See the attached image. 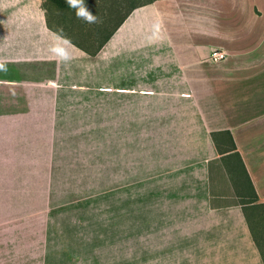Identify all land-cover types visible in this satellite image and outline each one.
<instances>
[{
  "label": "crops",
  "instance_id": "0c3cea01",
  "mask_svg": "<svg viewBox=\"0 0 264 264\" xmlns=\"http://www.w3.org/2000/svg\"><path fill=\"white\" fill-rule=\"evenodd\" d=\"M4 46L20 47L16 62H25L42 107L73 114L80 105V119L94 115L93 94L72 89L107 70L103 111L107 130L117 133L111 146L124 162L120 171L128 174L126 161L166 162L174 170L162 176L165 184L175 180L174 202L148 197L134 216L121 197L108 200L107 210L116 204L118 211V245L108 254L114 263L183 264L186 253L201 264H264L242 207H214L209 185L218 154L211 133L228 131L264 202V0H155L132 8L95 55L53 30L36 33L0 4V51ZM216 50L226 58L211 62ZM156 186L147 191L157 194ZM174 223L181 238L173 236Z\"/></svg>",
  "mask_w": 264,
  "mask_h": 264
},
{
  "label": "rangeland",
  "instance_id": "374dc122",
  "mask_svg": "<svg viewBox=\"0 0 264 264\" xmlns=\"http://www.w3.org/2000/svg\"><path fill=\"white\" fill-rule=\"evenodd\" d=\"M153 1L83 0L96 17L91 24L77 19L67 0H0V4L38 34L53 30L95 51L132 8ZM16 51L20 54V47L11 51L4 46L0 51V264H117L108 254L118 245L117 226H113L118 211L115 203L107 210L108 200L121 197L134 216L148 197L160 203L174 202L177 194L171 186L175 180L165 184L162 178L174 170L166 162L134 165L125 160L128 174L120 171L123 160L113 148L117 133L107 130L103 111L110 97L107 70L97 82L72 89L74 94H93L90 107H95L94 115L80 119V105L73 114H59V107H42V92L28 86L29 72L25 62H16ZM224 137L217 134L216 141L222 148H230L229 141L222 143ZM180 155L185 156L184 151ZM233 155L218 153L209 165L211 202L214 207H242L264 259V207L244 205L252 201L254 191ZM163 166L167 168L161 169ZM126 175L128 179L122 178ZM153 185L159 190L155 195L147 191ZM196 186L191 181L190 187L195 190ZM153 219L146 217V226ZM182 231L173 224V236L181 238ZM181 241L180 246L188 242L185 237ZM182 260L183 264H201L187 259L186 253Z\"/></svg>",
  "mask_w": 264,
  "mask_h": 264
},
{
  "label": "trees",
  "instance_id": "16d2710c",
  "mask_svg": "<svg viewBox=\"0 0 264 264\" xmlns=\"http://www.w3.org/2000/svg\"><path fill=\"white\" fill-rule=\"evenodd\" d=\"M54 1H56V0H54ZM112 32H113V31H112ZM112 32L108 35V37L112 34ZM108 37H107V38H108ZM106 40H107V39H105V40L100 44V46L98 47L97 50H95V51H89V50H87V52L90 53L91 55H95V54L100 50V48L104 45V43L106 42ZM77 46L80 47V48H82V49H84V48H83L81 45H79V44H77ZM217 134H221L223 137H224V135H225V137L223 138V142H222V143L224 144L225 140H226L227 142L229 141V143L231 144L230 148H225V149H224V148L221 147V144H218V142L216 141V135H217ZM211 135H212V139H213V141H214V144H215L216 149H217V151H218L219 154H221V155H225V154L231 155V154H234L233 156H236V157L239 159V162H240V164H241V166H242V168H243V170H244V172H245V174H246V177H247V179H248L250 185L252 186V189H253V191H254L253 199H252V201H249V202L244 203V205H254V206H263V207H264V203H263V202L261 203V202L259 201L258 194H257V192H256V190H255V188H254V186H253V184H252V181H251V179H250V176H249V174H248V172H247L246 166H245V164H244V162H243V160H242L240 154L236 152V145H235L234 139H233L232 135L230 134V132H228V131L221 132V133H215V132H212ZM226 138H227V139H226ZM210 178H211V177H210ZM245 216H246V215H245ZM246 218H247V216H246ZM260 252H261V251H260ZM261 254H262V253H261ZM262 257H263V256H262ZM263 260H264V259H263Z\"/></svg>",
  "mask_w": 264,
  "mask_h": 264
},
{
  "label": "clouds",
  "instance_id": "9594fccd",
  "mask_svg": "<svg viewBox=\"0 0 264 264\" xmlns=\"http://www.w3.org/2000/svg\"><path fill=\"white\" fill-rule=\"evenodd\" d=\"M68 5L76 10L77 19H82L85 23H95L96 17L92 15L87 7L83 4V0H67Z\"/></svg>",
  "mask_w": 264,
  "mask_h": 264
},
{
  "label": "built area",
  "instance_id": "2783aa9c",
  "mask_svg": "<svg viewBox=\"0 0 264 264\" xmlns=\"http://www.w3.org/2000/svg\"><path fill=\"white\" fill-rule=\"evenodd\" d=\"M226 58V53L220 50L213 51L209 57L211 62H219Z\"/></svg>",
  "mask_w": 264,
  "mask_h": 264
},
{
  "label": "water",
  "instance_id": "95a60500",
  "mask_svg": "<svg viewBox=\"0 0 264 264\" xmlns=\"http://www.w3.org/2000/svg\"><path fill=\"white\" fill-rule=\"evenodd\" d=\"M210 165H212V162L210 161V163H209Z\"/></svg>",
  "mask_w": 264,
  "mask_h": 264
}]
</instances>
